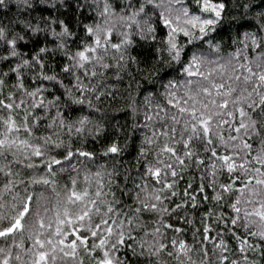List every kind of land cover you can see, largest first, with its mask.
<instances>
[{
  "label": "snow or ice",
  "instance_id": "6c2138e0",
  "mask_svg": "<svg viewBox=\"0 0 264 264\" xmlns=\"http://www.w3.org/2000/svg\"><path fill=\"white\" fill-rule=\"evenodd\" d=\"M43 2V0H42ZM197 5L198 12L191 10L183 4V0H172V4L168 5V15L162 11L159 16L160 22L168 28L167 36L165 37V51L168 54V59L163 61L165 66L170 70L179 68V78H169L163 82L160 87L163 91L152 92L148 91L145 95L143 112L144 120L147 122L143 125L145 129L153 126V121L159 117L161 120L169 118L173 123L169 129L168 124H164L160 130H154L152 136H144L139 147L138 155L145 157L152 155L154 159L145 164V172L143 173V187L136 185L138 191L132 197L135 207L128 205L126 208H121V201L116 199L115 193L112 191V179L114 172L112 170H104V166H100L95 173L86 172L83 179L85 187L78 189L77 184L80 178L77 169L80 168L83 160L76 163L72 168L73 177L69 178L71 187L65 185L66 193L61 201H58L54 206L56 208L55 221L56 229L53 236L47 239H42L40 233L35 234V240L30 249L26 248L25 252H31V264H56L57 251L63 253L64 256L77 255V248L83 247L85 252H88L92 257L94 264H123L122 260L116 255L120 246L135 251L133 244L127 243L125 236L128 235L135 240L132 235L135 229H141L147 234L151 232L153 239L145 243L141 241L140 246L147 248L149 255L158 256L161 251H166V245L162 228L173 229L175 232H181L179 227H175L165 218L166 213H171L174 209H179L186 205L188 201L192 205L197 204V196L193 194V184L190 181L187 187L183 190V197L180 204H168L166 201L173 200L177 194V178L180 172L185 168L190 167L191 161L195 160L197 166L204 164V157L198 152L193 151V143L199 141L203 144V152L211 164H205L206 171L212 179L207 184H201L195 188L196 193H204L207 188H212L214 195L212 199L220 201L227 195H231L237 191V185L240 190L247 193L245 198L242 194H237L236 198L227 205L235 215L229 217L232 226L238 230L243 228L245 234L237 235L232 227H228L227 231L231 232L233 238L237 241L239 253L252 252L260 250L262 258H264V243H255L251 240L252 237H258L264 241V136H261V131H264V52L258 53L255 57H249L247 50L249 40L251 41L252 50L255 51L258 47L264 48V12L258 13V18L261 21L257 32L253 33L245 31L239 32L241 25H236V36L232 38L233 45H240L234 51L229 52L226 56L221 55L224 47L222 39H217L215 33L220 30V25L223 23V14L226 9L225 0H194ZM79 7L84 5L79 4ZM17 8L26 6L31 8L30 0H16ZM173 4L179 5L177 14L173 9ZM148 6L153 9L162 7L157 0H139L138 6L129 7L125 5L120 9L121 21L132 20L135 26L139 29V35L142 38L155 39L156 29L149 22L151 13L148 12ZM0 7L7 8V0H0ZM245 10H249V5H243ZM127 12V15L122 13ZM247 13L241 15V19ZM102 20L89 22L83 25L85 37L76 47L75 52L69 46V38L76 35L72 32L64 20L59 21L60 31L56 28L45 27L46 35H51L59 43L54 44L50 50L46 45L39 47L34 52L30 59L23 58V55L18 52V41L24 40L25 36L19 33H14L9 38V32L4 27H0V42H3L7 48L6 55L2 58L7 61L9 58H19V63L14 67H9L8 71L0 77V108L7 112V115H0V158L6 159L8 176H12V167L14 161L24 164L25 159H30L33 162L27 164V168L32 169L36 166L38 160L39 165L44 166L45 174L39 175L36 178H29L31 184H56V172L53 166L61 168L63 171L62 162L64 165L73 164V157L94 158L95 154L90 151H83L80 148H73L71 144L67 147L53 136L49 135L42 137L43 143H32L30 139L20 138V129L23 128L28 137L33 134V129L29 124L30 113L29 108L35 110L37 106L48 107L51 101L45 104L43 99V84L39 87L28 91L22 81V73L25 67L33 70V79L39 76L44 81L57 82L64 88L63 97L67 105H83L86 101V95H99L96 85L88 86L86 80L94 79L96 71H89V66L92 65L95 69L96 65L101 68L109 67L104 63V57L108 54L109 46L111 49L120 53V59H126V48L134 41L130 31L121 33L122 39L118 43L111 42L113 26L110 20L116 19L117 14L111 4L105 0L102 11L99 13ZM144 16L143 26L140 24L139 17ZM21 23H25L21 21ZM52 23H56L53 21ZM33 33L41 31L37 27H32L27 24ZM232 27V26H230ZM146 29V31H145ZM183 33L185 43L181 44L178 40V34ZM199 42L201 45L195 48L190 54L186 51L185 45L192 46L194 42ZM51 52H62L65 57L70 60L65 62L62 67L63 73H69L74 76V86L65 85L63 80L58 78L56 73L51 75L45 74L47 67L45 57ZM133 61L135 58H132ZM39 69V73L35 69ZM73 69H83L84 75L81 76ZM163 71V69H157ZM9 74H15L17 83L14 85L16 89H23V95L32 98L33 103L26 104L24 99L17 102L14 91H8L7 96L3 94L5 80ZM166 74V73H165ZM155 76L156 73H153ZM216 77L220 78L217 82ZM161 79V77H157ZM227 81V82H225ZM251 84V91L248 86ZM182 93V95H181ZM40 96V100L35 98ZM159 97V99H157ZM60 97H53V101L59 100ZM88 107H93L91 100L87 101ZM231 105V110L229 109ZM245 105L247 107H245ZM24 109L23 119L18 123L15 118L16 109ZM251 109V111H249ZM258 110V111H257ZM163 113L161 116L160 114ZM239 113L240 120L235 125L236 135H230L227 142L223 136H220V143H227L228 151L225 154L218 152L217 147H214L215 141L212 139L213 122L218 121L216 125L227 124L229 129H232V123L225 120L223 117H231L235 119V114ZM133 114H136V109H133ZM32 124H36L37 118L32 114ZM59 116V112L57 113ZM259 115L260 120L254 117ZM56 117H53L55 120ZM81 127L77 131L82 130L83 126L89 123L87 116H82L76 121ZM182 123L183 127L180 130L181 139L176 138V124ZM60 126H64V120L61 118ZM72 124H68L70 129ZM154 127V126H153ZM100 126H97L96 132H100ZM255 133L260 136L258 146L248 142V137ZM155 137V139L153 138ZM183 151L177 145H181ZM51 146V147H50ZM12 159H7V154L11 149ZM54 149H62L63 154H59V158L49 153ZM22 150V151H21ZM123 150V146L117 141H112L104 149L105 154H119ZM253 150L255 154L253 155ZM23 157L19 159L18 157ZM254 165H259L254 166ZM227 179L221 182L217 179L220 173L225 172ZM244 180L250 183L241 182V175ZM169 174L170 177L169 178ZM104 176H107L109 183L106 185ZM149 178L154 181L159 187H151L149 189ZM94 181L95 190L92 191ZM254 181V183H251ZM235 182V183H234ZM17 183H21L17 181ZM5 190L13 187L12 180H8L5 184ZM105 188L108 191H105ZM55 191V189H53ZM166 193H170L168 195ZM19 195V194H18ZM59 197L60 193H56ZM259 197V199H257ZM187 198V199H185ZM36 199L39 201L40 196ZM205 199L207 197L205 196ZM33 193L27 188L25 193L20 196L19 206L13 204L11 209L13 215L8 212L0 215V237H7L9 234H15L24 229V220L32 213ZM240 205H243V209ZM4 205H0L3 208ZM45 212L49 209L45 208ZM243 215L241 216V212ZM213 210L209 209L205 212L204 217H209V221L203 224L204 240H208V235L211 226V215ZM143 213L156 214L154 221L159 227L148 229L141 221ZM98 217V222L93 220V216ZM35 216L40 217L39 204L37 205ZM225 214L220 213L218 219L224 224H228L224 220ZM185 219V217H180ZM87 220V224H85ZM41 228L44 226L42 218L39 219ZM191 224L192 221L188 220ZM94 225V226H93ZM49 228L52 227L49 223ZM65 228H71L74 239L69 237L68 231ZM87 229L88 235L80 232V229ZM89 236L92 237L91 248L88 247ZM59 237V239H56ZM65 237L69 238V245L65 247ZM215 239V238H213ZM16 248L21 245L13 241ZM173 251L168 252V256H174L179 260L180 264H185L181 256H187L189 245L183 239H173L171 241ZM214 247L220 250L218 257L219 264H258L255 259L249 260L247 255H242L238 260H230L223 253L228 251L226 241L221 235L218 243H214ZM70 248V250H69ZM13 246L0 248V264H13ZM144 252L141 251L140 255ZM205 256L207 253L205 252ZM15 260L21 261L20 253H17ZM188 264H195L188 257Z\"/></svg>",
  "mask_w": 264,
  "mask_h": 264
},
{
  "label": "trees",
  "instance_id": "16d2710c",
  "mask_svg": "<svg viewBox=\"0 0 264 264\" xmlns=\"http://www.w3.org/2000/svg\"><path fill=\"white\" fill-rule=\"evenodd\" d=\"M32 2V7L20 6L17 8L16 0H7L8 7H0V27L6 28L9 32V38L14 33H19L25 36L24 40L18 41V52L23 55V58L30 59L31 55L36 52L39 47L47 46L50 50L54 44L59 43L51 35L45 34V27L56 28L60 31L59 21L64 20L69 26L72 32L76 33L73 37L69 38V46L71 50L75 52L76 47L80 44L81 40L85 37V32L83 31V25L89 22H95L102 20L103 17L99 16L100 11H102L105 0H79V4L84 5V7H79L77 0H30ZM109 4L115 9L117 14L116 19L110 20V24L113 26V33L110 37L112 43H118L122 39L121 33L125 31H130L133 43L126 48L125 56L126 59H120V53L116 52L109 46L108 54L104 57V63L109 67L101 68L99 65L89 66V71H96V76L94 79H88L86 82L89 87L93 84L96 85L99 95H86L84 97L85 103L83 105H67L65 104V97H63L64 88L61 87L57 82H49L42 80L39 76L33 79V70L25 67L22 73V81L25 88L31 91L33 88H37L40 84L44 85L42 89L44 95L43 99L45 104L52 102L50 106L43 107L37 106V109H28L30 113L29 124L33 129V134L28 137L27 132L21 128L20 138L30 139L32 143H43L42 137L53 136L63 143L65 147L69 144L72 147L80 148L83 151H90L95 154L94 158H82L73 157V164L64 165L62 162L63 171L60 167L53 166L56 172L55 177H50V179H55L56 184L48 186L44 184H31L29 183V178H36L39 175L45 174L44 166L39 165L38 160L36 161V166L32 169L27 168V164L33 162L30 159H25L24 164L16 163L14 161V166L12 167V176H8L6 159L0 158V205H4L0 208V215L8 212L9 215H13L11 205L15 204L19 206L20 196L25 193V189L33 193L32 200V213L28 215L24 220V229L15 234H9L7 237H0V248H7L9 245L13 246V264H31L30 257L31 252H25V249H30L35 240V234L40 233L42 239H47L49 236H53L56 229L55 212L54 207L58 201L62 202L63 197L66 193L65 185L69 188L71 187L69 178L74 176L72 168L76 163L83 160L80 168L77 172L80 174L77 187L78 189H83L85 187V181L83 179L86 172L95 173L100 166H104V170H112L114 176L112 179V191L115 193L116 199L121 201V208H126L128 205H132L133 208L135 204L132 197H134L138 191L136 185L143 187L144 179L143 173L145 172V164L148 161H152L154 157L152 155H147L145 157H140L139 147L144 136H152L154 130H160L164 124L169 125V129L172 127L173 121L170 117L161 120L157 117L153 121V126L145 129L143 125L147 123L144 120L143 107L145 95L148 91L157 92L163 91L160 85L166 82L169 78H179V68L176 67L170 70L168 66L163 64V61L168 59V54L164 50L165 37L167 36L168 28L163 25L159 16L163 11L165 15H168V5L172 4V0H157L162 7L153 9L148 6V12L151 13L150 23L156 29L155 39L152 38H142L138 33L139 29L136 28L135 22L132 20L121 21L119 19L120 9L125 5L131 7L138 6L139 0H107ZM226 9L223 14V23L220 25V30H218L215 35L217 39H222L224 47L222 48L221 55L226 56L229 52L234 51L236 47L240 45H233L232 38L236 36V25H241L239 32L243 33L245 31L257 32L259 24L261 21L258 18V13L264 12V0H225ZM183 4L189 7L193 11H199L194 0H183ZM248 4L249 10H245L243 5ZM173 9L176 12L173 16L177 14L179 10V5L173 4ZM247 13L241 19V15ZM122 15H127V12L122 13ZM144 16L139 17L140 24L143 26ZM24 21L25 23H21ZM56 21V23H52ZM27 24H31L32 27H37L41 31L33 33L31 28L27 27ZM232 26V27H230ZM146 31V29H145ZM264 36V33H260ZM179 43L184 44L185 38L183 33L178 34ZM249 48L247 50V55L255 57L258 53L264 52V48H257L255 51L252 50L251 41L247 42ZM199 42H194L192 46L185 45L186 51L190 54L195 48L200 47ZM7 52V48L3 42H0V77L3 73L7 72L9 67H14L19 63V58H9L7 61L2 59ZM132 58H135L133 61ZM47 67L45 68V74L51 75L56 73L58 78L63 80L65 85L74 86V76L69 73H63L62 67L65 62L70 60L64 56L62 52H51L45 57ZM163 69V71H157V69ZM39 73V69H35ZM74 72H78L79 75H84L83 69H73ZM153 73H156L154 76ZM166 73V74H165ZM157 77H161L158 79ZM217 82L220 81L219 77H216ZM227 82V81H225ZM17 83L15 74H9V77L5 80V85L3 87V94L7 96L8 91H14L17 102L24 99L26 104L30 105L33 103L32 98L23 95V89H16L14 85ZM251 84L248 86L249 91H251ZM182 95V93H181ZM53 97H60L59 100L53 101ZM36 100H40L41 97L37 96ZM159 99V97H157ZM91 100L93 107L89 108L87 101ZM231 110V105L228 106ZM245 107H247L245 105ZM136 109V114H133V109ZM251 111V109H249ZM258 111V110H257ZM59 112V116L57 113ZM15 118L19 123L23 119L24 109L15 110ZM37 118L36 124H32L33 114ZM0 115H7V112L0 108ZM161 116L163 113L160 114ZM82 116H87L89 118V123L83 126L82 130L77 131L81 126L76 123ZM53 117H56L53 120ZM63 118L64 126H60V120ZM225 120H229L232 123V129H229L228 125H220L217 127L218 121L213 122V135L212 139L215 141L214 147H217L218 152L225 154L230 149L227 143H220V136H223L225 142H227L230 135H236L234 129L236 123L239 122V113L235 114V119L231 117H223ZM260 120V116L254 117ZM71 123L72 127L69 129L68 124ZM97 126H100L101 131L96 132ZM176 138L179 140L180 130L183 127L182 123L176 124ZM2 127V124H0ZM261 136H264V131H261ZM155 139V137H153ZM260 136L255 133L248 137V142L254 146H258ZM112 141H117L123 146V150L119 154H105L104 149ZM51 147V146H50ZM183 151L182 144L177 145ZM11 151H16L15 148L11 149L7 154V159H12ZM22 151V150H21ZM193 151L198 152L204 157L205 163L197 166L195 160L191 161L190 167L184 169L183 172L179 173L177 178V189L178 194L173 200L166 201L168 204H180L181 198L183 197V190L187 187L188 183L191 181L193 184L192 192L197 196V204L192 205L190 201L186 205H183L179 209H174L171 213H166L165 218L169 223L173 224L175 227H179L181 232L177 233L173 229L162 228L164 234V241L166 245V251H161L158 256L149 255L147 248H142L140 246L141 241L145 243L150 242L153 239L151 232L147 234L141 229H135L132 233L135 236V240L131 239L128 235L125 236L127 243L133 244L135 251L127 248L126 246H120L116 255L122 260L123 264H180L174 256H168V252L173 251L171 241L175 239H183L190 246L188 255L185 257L181 256V259L188 264V257L195 264H219L220 250L214 247V243H218L221 239L226 241V246L228 251L223 253L227 255L230 260H238L242 255H247L249 260L255 259L258 264H264V258L261 256L260 250L255 253H239L237 241L233 238L231 232L227 231L228 227H232L233 231H236L237 235L245 234V230L241 227L238 230L235 226L230 223L229 217L235 215L232 210L227 207L229 203L236 198L237 194H242L247 198L248 194L240 190L237 185V191L231 195L229 198L227 195L224 199L220 201H215L212 199L214 191L212 188H207L204 193H196L195 188L201 184H207L212 177L208 175L205 164H211V161L207 159L211 153L207 155L203 152V144L199 141L193 143ZM50 155L57 156L63 154L62 149H54L49 153ZM255 151L253 150V155ZM23 159V157H18ZM259 166V165H254ZM237 175H241L237 172ZM169 178L170 174H169ZM12 180L13 187L5 190V184L8 180ZM218 180L223 182L227 179L226 171L220 173L217 177ZM20 181L21 183H17ZM105 184L109 183L107 176H104ZM149 189L151 187H159L155 185L154 181L149 178ZM241 182L248 184L247 180H244L241 175ZM235 183V182H234ZM251 183H254L252 181ZM55 189V191H53ZM95 190L94 181L92 184V191ZM105 191H108L105 188ZM56 193H60L58 197ZM19 194V195H18ZM171 195L170 193H166ZM37 196L41 199L38 201ZM205 196L207 199H205ZM187 199V198H185ZM259 199V197H257ZM40 208V217L35 216V211L37 205ZM243 209V205H240ZM47 208L49 211L45 212L44 209ZM212 209L211 226L209 229V239L204 240L203 224L209 221V217H204V213ZM224 213V220L228 221V224H224L218 219V215ZM243 211L241 212V216ZM180 217H185V219H180ZM42 218L44 221V226L41 228L39 219ZM93 220L98 222V217L93 216ZM156 220V214L143 213L141 215V223L145 225L148 229L159 227L154 221ZM188 220L192 223L189 224ZM3 223V221H0ZM49 223L52 227L49 228ZM87 224V220H85ZM94 226V225H93ZM69 233V237L75 238L71 228H65ZM80 232L84 235H88L87 229H80ZM215 238V239H213ZM59 239V237H56ZM65 247L69 245V238L65 237ZM251 240L255 243H264L258 237H252ZM13 241L20 244V248H16ZM92 237L89 236L88 247L91 248ZM70 250V248H69ZM143 251L144 254L140 255ZM205 252L207 256H205ZM17 253H20L22 260H15ZM49 264H52L49 261ZM56 264H94L92 257L88 252H85L83 247L77 248V255L64 256L63 253L57 251V261Z\"/></svg>",
  "mask_w": 264,
  "mask_h": 264
}]
</instances>
